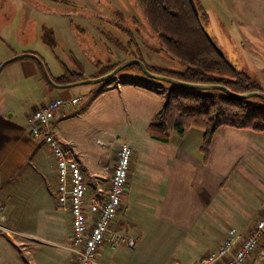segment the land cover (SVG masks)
I'll list each match as a JSON object with an SVG mask.
<instances>
[{"label": "crops", "instance_id": "crops-1", "mask_svg": "<svg viewBox=\"0 0 264 264\" xmlns=\"http://www.w3.org/2000/svg\"><path fill=\"white\" fill-rule=\"evenodd\" d=\"M9 1L0 0V6L5 9ZM29 11L45 13L57 21L60 18L63 24L69 19L41 9ZM66 35L69 37L70 32ZM81 43L82 49L74 39L72 43L69 40L77 67L64 65L54 74L48 69L54 78L65 80L61 83L75 80L68 77L79 80L100 76L128 57L118 54L115 61L104 62L85 42ZM12 52L17 53L3 49L0 62ZM22 65L26 78L35 79L37 84L38 92L30 102L13 92V81L7 74L0 81V264H73L71 214L55 199L54 158L43 139L30 132L28 117L52 97L82 96L77 104L57 111L52 124L68 152L79 158L89 194L99 201L97 187L106 190L109 177L103 165L115 162L118 145L109 149L107 159L90 163L84 161L81 152L91 140L93 128L105 125L100 119L106 120L111 114L109 108L122 107L124 99L133 102L144 91L147 80L131 69L115 76V87L107 82L110 78L54 87L36 60L27 59ZM199 129L191 127L182 135L171 132L169 141H162L161 157L140 159L137 147H133L129 181L112 223L121 240L113 244L106 239L99 245L96 256L100 264H193L217 247L229 226L249 230L264 213V191L251 187L253 179L264 181L260 173L264 157L259 155L264 152V134L219 127L210 155L204 160L200 150L203 130ZM96 141L103 142L99 138ZM128 238L136 239L133 246ZM254 252L247 264H253Z\"/></svg>", "mask_w": 264, "mask_h": 264}, {"label": "rangeland", "instance_id": "rangeland-1", "mask_svg": "<svg viewBox=\"0 0 264 264\" xmlns=\"http://www.w3.org/2000/svg\"><path fill=\"white\" fill-rule=\"evenodd\" d=\"M9 2L11 4L5 9L0 6V54L3 49L17 51L15 54L12 52L9 57L29 52L28 50L34 53L36 51L54 74L64 65L78 66L69 48V40L72 43L74 39L80 48L81 42H85V46L97 52L104 62L115 61L119 54L128 56L127 58L141 57L151 69L171 76H177V72L184 70L180 62L169 57L163 50L156 49V42V48H152L151 34L142 24L143 20L141 21L133 0H24L26 5L18 4L16 0ZM200 2L210 14L209 22L205 25L217 45L229 60L258 80L264 89V0ZM29 9H41L69 19L63 24L60 23L63 22L60 18L57 21L45 13L31 12ZM121 26L128 27L131 32ZM137 26H140V35ZM46 28L52 31L49 30L44 35V31L48 30ZM69 32L68 37L66 34ZM98 33L100 34L96 35ZM80 54L78 55L81 56ZM27 59L35 60L21 57L4 65L0 71V81L7 74L13 81V92L30 102L38 91L35 79H27L25 76L22 62ZM131 69L146 78L147 83L142 87L144 91L141 90L131 103L124 99L122 107L118 106L115 110L109 108L111 114L106 120L100 119L105 125L93 128L91 140L85 143L81 152L82 158L88 163L93 159H107L109 149L122 141H129L132 147H137V157L140 159L162 156L164 143L149 134L147 125L162 106L165 93L175 88L176 84L149 77L134 65L127 66L116 75ZM115 76L107 81L114 87ZM146 89L150 93L145 94ZM97 138L103 142L96 141ZM259 155L264 157V152ZM260 173L263 177L264 167ZM251 187L253 191L263 192L264 181L253 179ZM256 249L254 253L257 254L252 263L264 264V240ZM26 264L38 263L32 261Z\"/></svg>", "mask_w": 264, "mask_h": 264}, {"label": "trees", "instance_id": "trees-1", "mask_svg": "<svg viewBox=\"0 0 264 264\" xmlns=\"http://www.w3.org/2000/svg\"><path fill=\"white\" fill-rule=\"evenodd\" d=\"M134 1L158 45L156 49L163 50L184 66L175 77L190 82L220 83L236 92L264 91L258 80L219 51L205 25L210 14L200 0ZM72 79L78 80L76 76L67 78ZM227 126L264 134V98H239L220 89L205 92L176 85L165 93L163 105L148 123L147 130L154 139L167 142L171 132L182 135L191 127L200 128L203 130L200 150L207 160L216 130Z\"/></svg>", "mask_w": 264, "mask_h": 264}, {"label": "built area", "instance_id": "built-area-1", "mask_svg": "<svg viewBox=\"0 0 264 264\" xmlns=\"http://www.w3.org/2000/svg\"><path fill=\"white\" fill-rule=\"evenodd\" d=\"M117 85L119 87V82ZM81 99L80 95L68 99L52 97L30 113L28 124L30 132L43 139L54 158L57 177L55 199L71 214L73 264H100L96 256L99 245L106 239L113 244L121 240L112 223L119 213L121 198L129 181L134 150L127 141L118 144L115 162L103 165L109 172L107 189L97 187L101 195L99 201L95 195H90L84 167L77 156L68 152L52 124L57 111L66 105L77 104ZM91 213L94 214L92 218L89 217ZM263 239L264 213L249 230L229 226L217 247L193 264H247L250 253ZM135 242V238H128L130 246Z\"/></svg>", "mask_w": 264, "mask_h": 264}, {"label": "water", "instance_id": "water-1", "mask_svg": "<svg viewBox=\"0 0 264 264\" xmlns=\"http://www.w3.org/2000/svg\"><path fill=\"white\" fill-rule=\"evenodd\" d=\"M217 47H218L219 51L223 52L219 46H217ZM21 57H31V58L35 59L38 62L45 79L48 81V83L50 85H52L54 87H68V86H71L74 84H80V83L81 84H83V83H97V82H100L102 80H105V79H108V78L115 76L121 69H123L126 66L136 64L141 68L142 72L149 77L161 79V80H164V81H167V82H170V83H173V84L185 87V88H189V89H220V90L230 94L231 96H235V97H239V98H248L251 96H260V97L264 98V91L263 90H251V91H247V92H236V91L231 90L229 87H227L223 84H220V83L190 82V81L183 80V79H180V78L175 77V76H171V75L164 74V73H159V72H156V71L149 69L147 67L146 63L138 57L126 58V59L122 60L121 62H119L117 65H115L110 71H108V72H106L100 76L83 78V79L74 80V81H70V82H64V83L57 82L53 79V77L51 76V74H50L44 60L42 59V57L40 55H38L37 53H34V52L19 53V54L12 56V57L7 58L3 62H1L0 71L4 65H6L7 63H9L15 59L21 58Z\"/></svg>", "mask_w": 264, "mask_h": 264}, {"label": "flooded vegetation", "instance_id": "flooded-vegetation-1", "mask_svg": "<svg viewBox=\"0 0 264 264\" xmlns=\"http://www.w3.org/2000/svg\"><path fill=\"white\" fill-rule=\"evenodd\" d=\"M134 1V0H133ZM134 4H135V6H136V3H135V1H134ZM136 9H137V11H139V9L137 8V6H136ZM138 14H140V11L138 12ZM99 16V15H98ZM102 16H103V14H102ZM140 16H141V14H140ZM139 17V16H138ZM139 19V18H138ZM141 21H142V17H141ZM142 24L143 25H145V23H144V21H142ZM122 28H124V29H126V30H128L129 32H131V30L128 28V27H125V26H121ZM145 29H146V31H149L148 30V28L146 27V25H145ZM137 30H138V35H140V34H142V32H141V29H140V26H137ZM133 33V32H132ZM151 38H152V43L150 44L151 46H152V48H156V46H155V40L153 39V37L151 36ZM215 40V39H214ZM216 42V41H215ZM138 58H140V59H142L141 57H138ZM143 60V59H142ZM144 61V60H143ZM121 62V61H120ZM117 65V64H116ZM147 65V64H146ZM147 67L149 68V66L147 65ZM150 69V68H149Z\"/></svg>", "mask_w": 264, "mask_h": 264}]
</instances>
